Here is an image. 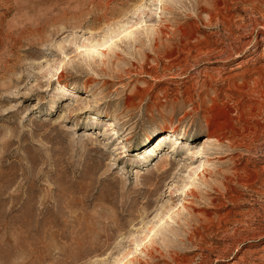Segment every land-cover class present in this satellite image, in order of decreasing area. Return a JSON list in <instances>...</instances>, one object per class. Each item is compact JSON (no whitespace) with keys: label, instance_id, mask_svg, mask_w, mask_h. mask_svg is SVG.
I'll return each mask as SVG.
<instances>
[{"label":"rangeland","instance_id":"rangeland-1","mask_svg":"<svg viewBox=\"0 0 264 264\" xmlns=\"http://www.w3.org/2000/svg\"><path fill=\"white\" fill-rule=\"evenodd\" d=\"M0 264H264V0H0Z\"/></svg>","mask_w":264,"mask_h":264},{"label":"bare ground","instance_id":"bare-ground-1","mask_svg":"<svg viewBox=\"0 0 264 264\" xmlns=\"http://www.w3.org/2000/svg\"><path fill=\"white\" fill-rule=\"evenodd\" d=\"M158 32L163 33V30H162V29H159ZM214 137H215V135H214V130H213V131H211V132L208 134V136H207V138H206L205 140H206V141H209L211 138H214ZM217 140L219 141V139H217ZM206 141H205V142H206ZM189 192H190L189 195H191L192 197H195V198L198 197L196 191L190 189ZM190 208H192V205H189V204H188V205L184 206V209H186V210L189 211V212H190ZM190 213H191V212H190Z\"/></svg>","mask_w":264,"mask_h":264}]
</instances>
